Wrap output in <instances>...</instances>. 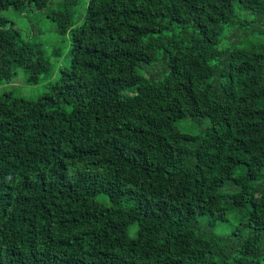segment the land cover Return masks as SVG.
<instances>
[{"label": "trees", "instance_id": "16d2710c", "mask_svg": "<svg viewBox=\"0 0 264 264\" xmlns=\"http://www.w3.org/2000/svg\"><path fill=\"white\" fill-rule=\"evenodd\" d=\"M81 3L0 0V85L70 47L0 94V264H264V0Z\"/></svg>", "mask_w": 264, "mask_h": 264}, {"label": "rangeland", "instance_id": "374dc122", "mask_svg": "<svg viewBox=\"0 0 264 264\" xmlns=\"http://www.w3.org/2000/svg\"><path fill=\"white\" fill-rule=\"evenodd\" d=\"M88 1L89 0H82L81 5L78 7L79 13H83ZM3 14L9 19L10 22L14 23V25L20 29L24 35L33 37L38 42H42L48 54L54 47L62 45L60 41L61 37L56 30L55 23H53L47 17L45 11H31L30 9V11L22 14L9 9ZM81 20L79 21V24ZM227 34L228 32L226 31L223 37H226ZM226 42L227 41L225 39L223 40L222 44H225ZM63 46L64 53L61 57L60 63L57 64L53 60V63L55 64L53 78L47 81H41L38 85H30L26 82V72L22 69H19L17 76L12 81L0 85V94L3 92H10L17 97L36 99L40 94L47 91L49 84L56 82L59 78V66L69 67L70 65V47L67 43ZM133 234L134 233L132 232L131 235Z\"/></svg>", "mask_w": 264, "mask_h": 264}]
</instances>
